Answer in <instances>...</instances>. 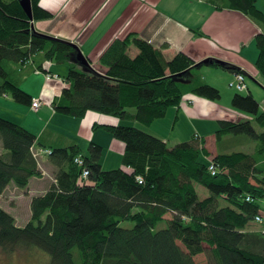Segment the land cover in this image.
<instances>
[{
  "label": "trees",
  "instance_id": "obj_1",
  "mask_svg": "<svg viewBox=\"0 0 264 264\" xmlns=\"http://www.w3.org/2000/svg\"><path fill=\"white\" fill-rule=\"evenodd\" d=\"M39 1L30 0V21L20 0H0V96L17 105L32 108L33 101L16 76L50 74L44 66L52 63L67 70V87L51 102L56 114L82 119L93 112L149 127L185 95L221 99L201 75L203 67L244 75L232 64H196L182 53L165 61L160 50L132 34L108 46L99 57L102 70L82 66L68 41L30 29L31 22L52 18ZM204 1L218 11L244 14L261 29L254 38L255 69L264 77V16L257 0ZM129 45L137 49L135 57ZM28 64L29 71L19 73ZM237 93L230 105L251 119L218 122L216 143L229 138L232 144L210 162L196 137L168 148L134 126H93L124 145L121 165L130 173L104 171L100 145L90 142L81 154L60 135L48 145L43 136L0 117V198L8 186L26 191L30 179L40 178L34 152L49 150L46 157L56 168L48 191L30 199L24 227L0 207V250L41 251L49 264H197L194 258L204 253L201 264H264V111L251 94ZM241 139L252 141L254 150L233 152ZM77 157L81 166L74 163ZM84 170L86 180L80 178ZM195 185L208 197L199 199ZM123 222L133 227L121 228Z\"/></svg>",
  "mask_w": 264,
  "mask_h": 264
},
{
  "label": "crops",
  "instance_id": "obj_2",
  "mask_svg": "<svg viewBox=\"0 0 264 264\" xmlns=\"http://www.w3.org/2000/svg\"><path fill=\"white\" fill-rule=\"evenodd\" d=\"M39 7L50 13L52 18L33 22V29L37 33L75 44L82 55L89 60L93 69L102 70L99 67V57L109 45L132 34L160 50L165 61H170L174 56L182 53L194 63H201L204 59H216L237 66L244 73L247 87L245 91L253 96L260 106V112L264 111V95L261 94L264 93V77L255 69L258 51L254 38L261 29L244 14L234 10H215L204 0H40ZM252 42L255 49L249 53L248 49ZM135 51L136 56L137 49ZM29 67L30 64L23 67L19 73L29 71ZM44 69L59 78L48 80L47 72L46 74L35 72L29 75L21 73L20 76L16 74V80H21V89L31 96L33 102L40 101L42 106L38 109L20 108L13 105L15 103L8 96H0V106L11 108L22 117L19 118L21 122H18L8 114L4 113L0 116L23 126L37 137L43 136L45 144L48 145L58 140L59 135L79 146L81 154L86 153L90 142L100 145L103 149L100 159L102 169L126 171L121 165L124 145L102 129L96 131L92 129L97 125L119 126L121 122L93 112H87L82 119L56 114L51 108V102L61 95L63 88L67 87L63 79L67 70L65 66L57 68V65L52 63L45 64ZM209 74L219 79L224 78L227 85L234 80V75L225 71ZM247 80H251L253 84L249 85ZM211 86L219 88L216 85ZM220 90L225 96L223 102L222 99L211 102L194 95H185L179 105L172 107L162 120L154 122L149 127L141 124V127L134 126L166 142L167 145L184 143L196 137L203 143L205 151L207 150L209 156L206 161L210 162V159L218 153L228 151L232 144L230 142L232 139L229 138L225 142L216 143L215 133L218 130V122L236 123L251 119L244 113L234 110L230 105L235 94L223 88ZM177 129L182 132L187 130L184 138H179ZM258 129L261 131L260 127ZM246 143L241 139L234 144L235 147H239ZM62 144L65 146V143ZM39 164L48 169L52 181L47 182L41 178L30 179L26 191H22L29 198L28 206L32 198V195L29 196V190H32L31 183H36L39 191V195L36 196H40L45 194L54 182L56 168L50 165L46 155L44 158L41 157ZM10 187L4 190L0 201ZM166 217L169 218L168 215Z\"/></svg>",
  "mask_w": 264,
  "mask_h": 264
},
{
  "label": "rangeland",
  "instance_id": "obj_3",
  "mask_svg": "<svg viewBox=\"0 0 264 264\" xmlns=\"http://www.w3.org/2000/svg\"><path fill=\"white\" fill-rule=\"evenodd\" d=\"M256 8H258L264 14V0H257ZM129 46L130 47L128 48V54H129L130 57H133L136 54L135 46H133V45H129ZM253 49H255V46H254V44L252 42L251 47L248 49V52L252 53ZM82 56H84V55H82ZM87 61L89 63L88 59H87ZM196 64H198V63H196ZM62 66H64V65H62ZM62 66L58 65L57 68L58 67L61 68ZM89 66H90V64H89ZM207 71H209V72L207 73ZM201 72H202L201 74H203V76H204V79L207 80V82H208L207 84L216 85V86L219 87L217 89L220 91V96H221L222 102L225 100V96H224L223 92L220 90L221 88H223V90L224 89L227 90L228 92H230L232 94H236L237 93L234 89L229 88V86L227 85V81L224 80V78H220L219 79V77H215V76H212V75L209 74V73H214V72H221L220 69H215L214 68L212 70V68L203 67V69H201ZM219 74H223V73H219ZM57 77L58 76H56L54 74H48L46 76V79L52 80V79H56ZM247 83L249 85L253 84V82L251 80H247ZM211 85H209V86H211ZM237 94L246 95L247 91L238 92ZM261 94L264 95L263 92H261ZM11 103H13V102H11ZM38 104H39L38 108L42 106L40 101L38 102ZM13 105H17V104H13ZM17 106L20 107V108H25L26 107L24 105H17ZM38 108H32V109H38ZM4 113L8 114L9 116H11V118H13L14 120H17L18 122H21V121H19V120H21L19 118H21L22 116L19 115V113L13 111L11 108H6V107H3V106H0V114L4 115ZM248 117L250 118L251 116L248 115ZM120 122H121V124H120L121 126H126V127L128 126L129 127V126L136 125L137 127H141L139 124L133 123V122H125V121H120ZM186 131L187 130L182 132L180 129H177V134H179V138L180 139L185 137V132ZM256 131L259 132L260 130L256 127ZM174 145L172 143H168L167 146H168V148H172V147H174ZM253 150H254V143L251 141V142H249V144L246 143L243 146L235 147L233 149V152L242 151V152H245V153H250ZM0 152H1V149H0ZM36 156L39 159V161H38V169L41 172L40 178L47 180V182H49L50 180L52 181V178L50 176V173H49L48 169L46 167H44V166L41 167V165L39 164L40 161H41V157L44 158L45 156H42L39 153H37ZM111 161H113V159H111ZM32 182H34V181H32ZM30 188L32 190H29V196L32 195L31 197H33V196L39 195V191L37 190L38 187L36 186V183H31L30 184ZM195 189H196V193L199 196V199L202 200V199L208 197V194H207L206 190L203 187H201L199 185H195ZM28 201H29V198H27L25 192L23 193L20 190H17V189H15L13 187H10L9 189L6 190V193L3 196V199L0 201V206H1V208L7 210L11 215H13V218L15 220V224L19 225V227H24L26 225L27 221L29 220L30 215H31V213H29V206H28L29 202ZM120 227L129 229V228L133 227V224L131 222H123V223L120 224ZM73 253L75 254V258H77L78 254H77L76 250H74ZM194 259H195L197 264H201V263H204L207 260V255H206V253L200 254L199 256L195 257ZM0 264H49V256L46 255L45 253L41 252V251L36 252L35 250L17 249L16 252L13 253V254H4L0 250Z\"/></svg>",
  "mask_w": 264,
  "mask_h": 264
},
{
  "label": "built area",
  "instance_id": "obj_4",
  "mask_svg": "<svg viewBox=\"0 0 264 264\" xmlns=\"http://www.w3.org/2000/svg\"><path fill=\"white\" fill-rule=\"evenodd\" d=\"M230 88L234 89L236 92H244L246 90V84H245V77L243 74H236L234 76V80L233 82L229 83L228 84ZM39 101H34L32 103V108H38L39 104H38ZM37 153H39L40 155H48L50 152L49 150H44V151H37V152H34V156L37 157ZM74 163L78 166H81L82 165V159L81 157H77L74 161ZM209 170L213 173V175L215 174L214 170H213V167L210 166L209 167ZM125 171V170H124ZM126 173H130V170L129 169H126L125 171ZM88 173L87 171H83L80 178L82 180H86L88 177ZM138 181H140V179L138 178ZM246 201H250V199H246ZM255 221L257 223H260L261 222V219L259 217L255 218Z\"/></svg>",
  "mask_w": 264,
  "mask_h": 264
},
{
  "label": "water",
  "instance_id": "obj_5",
  "mask_svg": "<svg viewBox=\"0 0 264 264\" xmlns=\"http://www.w3.org/2000/svg\"><path fill=\"white\" fill-rule=\"evenodd\" d=\"M20 7L25 12L27 18H29L30 21H32L33 18H32V15H31L30 0H20ZM30 29L33 32H36L35 29H33V23L32 22H31V25H30ZM71 45H73L74 48H76V50L78 52L76 58L78 59V61L80 62V64L82 66H89V63H88L87 59L84 56H82V54L80 52V49L75 44H73V43ZM213 63L214 64H217V65H220V66H223L225 62L223 63L222 61H219V60H216V59H213V60L212 59H204V60H202L201 63H198V64H211V65H213Z\"/></svg>",
  "mask_w": 264,
  "mask_h": 264
},
{
  "label": "bare ground",
  "instance_id": "obj_6",
  "mask_svg": "<svg viewBox=\"0 0 264 264\" xmlns=\"http://www.w3.org/2000/svg\"><path fill=\"white\" fill-rule=\"evenodd\" d=\"M81 155V154H80Z\"/></svg>",
  "mask_w": 264,
  "mask_h": 264
}]
</instances>
